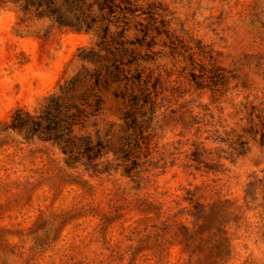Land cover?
Instances as JSON below:
<instances>
[{
  "label": "rangeland",
  "instance_id": "1",
  "mask_svg": "<svg viewBox=\"0 0 264 264\" xmlns=\"http://www.w3.org/2000/svg\"><path fill=\"white\" fill-rule=\"evenodd\" d=\"M97 2L0 0V264H264V0H138L108 39L140 55L136 126L94 78ZM88 90L97 170L28 127Z\"/></svg>",
  "mask_w": 264,
  "mask_h": 264
},
{
  "label": "trees",
  "instance_id": "2",
  "mask_svg": "<svg viewBox=\"0 0 264 264\" xmlns=\"http://www.w3.org/2000/svg\"><path fill=\"white\" fill-rule=\"evenodd\" d=\"M97 3L100 10L99 19L102 22L103 36L101 50L93 53V58L97 64L94 78L99 85L109 89L114 84L121 85L131 80L128 77L129 70L127 67L137 62L140 56L137 49L130 48L126 42L118 41L116 43L112 42V44L108 41L110 37H114L113 41L123 37L126 29L118 32L119 38H116L115 35L111 36L112 26L120 28L121 18L127 20L128 15L136 16L138 0H121V3L125 4V8L121 7L119 0H98ZM93 15L94 12L91 6L83 12L84 23L88 27L96 21ZM132 82V88H129L126 83L127 86L121 89L117 97L130 101L131 107L125 115V120L127 122L133 121L136 126L138 120L136 106H139L141 101L146 106L155 103L151 97L148 82L143 79L140 70H137V76L134 77ZM90 93L91 90H88L81 95H75L65 108V113L60 111L62 107L57 103L55 108L49 109L45 116H41L34 120L32 125L27 126L32 135H40L44 140L57 144L71 163L77 165L84 163L97 170L98 161L104 156L105 152L107 153L108 145L101 140L95 141L90 135L78 136L76 134L78 127H86L87 121L101 111V99L98 95H95V101L92 103ZM79 102L82 104L81 106L78 104Z\"/></svg>",
  "mask_w": 264,
  "mask_h": 264
}]
</instances>
